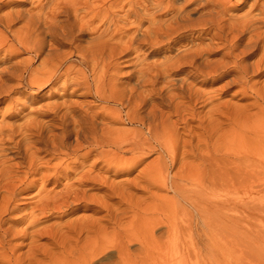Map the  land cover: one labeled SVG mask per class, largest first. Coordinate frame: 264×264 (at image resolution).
Masks as SVG:
<instances>
[{"label": "bare ground", "instance_id": "bare-ground-1", "mask_svg": "<svg viewBox=\"0 0 264 264\" xmlns=\"http://www.w3.org/2000/svg\"><path fill=\"white\" fill-rule=\"evenodd\" d=\"M0 54V264H167L189 251L195 264H264V240L211 255L233 209L225 194L214 199L216 187L264 173V0H0ZM121 67L132 68L123 81ZM221 81L220 94L235 85L250 98L244 113L215 101ZM45 87L61 100L25 112L31 100L19 97ZM153 153L132 180H111ZM190 154L199 171L168 176ZM156 179L172 195L153 202ZM31 188L36 199L17 216ZM80 204L64 225L42 220Z\"/></svg>", "mask_w": 264, "mask_h": 264}, {"label": "rangeland", "instance_id": "rangeland-1", "mask_svg": "<svg viewBox=\"0 0 264 264\" xmlns=\"http://www.w3.org/2000/svg\"><path fill=\"white\" fill-rule=\"evenodd\" d=\"M245 8H243L242 10H238L237 13H239V14L242 13V11H244ZM15 27H17V25H15L14 28ZM143 51H141V54L145 53ZM0 56L2 58V54H0ZM25 57H27L26 54H21L20 56H17V59L19 60V59L25 58ZM148 60L150 61V60H152V58L150 59V57H149ZM34 65H36V64H34ZM121 66H122V64H121ZM130 69H132V68H130V67L129 68L121 67V69H120V71H121L120 72L121 73L120 74L121 75L120 79L122 81L126 79V77H127L126 73ZM256 79H258V78H256ZM262 79H264V78H262ZM222 83L223 82L221 81V82L214 83V85H213V88H216V91L213 92V94L217 93V94H215L216 96L214 97V98H216L215 101L219 100V102L223 103L222 101H227L228 100L227 101L228 105L226 103V106L229 109V113L230 112H234L236 110H240V108H241L240 111H243L242 106L247 104L248 101L250 102V98L247 99V96L242 95L239 92L240 88H238V86H235V85H231L228 89L226 88V90L223 93L220 94V92L217 91V87L219 88ZM203 87L204 88H208L207 86H203ZM47 89H48V87H45V88H43V90L35 91L36 93L32 92V91H28L29 93L27 91H24V94H23L24 96H20L19 97V101L20 102H23V101L26 102V99L27 100H31V104L27 103V102L25 103V106H24L25 107L24 108L25 112L30 111V109L38 110L42 105H44L46 103H54V102H59L61 100V98H59L57 95L54 96L52 94H49V92H46ZM237 92H239V93L237 94ZM233 94H235V96H232ZM217 95H218V97H217ZM92 98L93 97H90V96H84V97L78 96L77 97V94H75V96L74 95L70 96L69 99L77 100V101H81V100H91V101L93 100L94 101V98L93 99ZM94 102L98 103L96 101H94ZM27 105H29V106H27ZM235 105H236V107H235ZM239 105H241V107ZM232 106H233V108H231ZM209 107H210L209 105H206V106L202 107V109L200 107L199 109L202 111L201 114H204L205 111H207L209 109ZM238 107H240V108H238ZM253 111L254 110L249 109L247 114H245L244 117L247 118L249 115H251L253 113ZM244 112H245V110L243 111V113ZM48 118L49 117L45 118L44 120L46 121V119H48ZM0 119H1V114H0ZM19 119L20 118H18V117L14 118V119L12 118L8 122H9V124H11V123L12 124H18V123H21V120H19ZM205 125L206 124L204 123L203 126H205ZM126 127L132 128L133 126L128 125ZM176 127L178 128L177 129L178 132H180V133L183 132L182 126L177 125ZM234 128H237V130L239 132L238 134H239V136H241V138L244 137L242 139V142L244 144H246L247 146H249V144L250 145H254V143L256 142L255 141V136L253 135L254 133L252 134V132H248V131L244 132V129H241L242 127L239 126V125L235 126ZM239 129H240V131H239ZM223 130L219 131L218 135L216 137L212 138V140L210 141V143H211V147L210 148L218 147V145H219V143L221 142V139H222V135L221 134H222V132H224ZM228 131L229 130H225V132H228ZM248 133H250V134H248ZM249 136H252V138H250ZM44 137H46V135H44ZM245 138H246V140H244ZM16 139H17V137H16ZM243 140L246 141V143ZM234 141L236 142V140H233V142L231 140V144L229 143V145L232 146V147L230 146L231 148H233L232 150H234V148H235L234 151H236L237 150L236 148L238 146L237 147L234 146V145L237 144ZM195 143H196V141H195ZM195 143H193V144H195ZM244 149H247V148L244 147ZM249 149H251V148H249ZM182 151H183V148L181 150L180 149L178 150V152H177L178 153L177 154L178 158L180 157V155H181V157L184 156ZM202 152H205V150H202ZM201 154H203V153H201ZM204 154H206V153H204ZM41 155H43V154H41ZM156 156H157L156 153L150 154L149 156H147V158H145V160L141 164L135 166V168L131 171L130 174H128L126 176H122L121 174L114 175V176H111V180L113 179L112 181H114L115 183L117 181H120L122 178L123 179L126 178L128 180L129 179L132 180L133 177L138 175L139 171L142 170L145 166H147L149 163L151 165L152 164L151 161H153ZM197 157H198L197 155L194 156V158H193V156L191 154H190V156L187 155V158L184 160V162H182V163H184L183 165H182V163H179V161L178 162L176 161V163L174 164L176 166L173 165L172 168L170 167V169L168 171L169 172L168 176L171 177L172 173L174 171H175L174 174L177 173V177H179V175H181V173H183L181 176H184V177H185V174L188 175L186 177H189L191 174L192 175L196 174L195 172L199 171L197 166H199V164H200V162H199L200 160ZM180 158L178 160H180ZM232 158L234 160H236V161L238 160L237 162H242V160H243L240 157L239 158L235 157V155L232 156ZM54 161L55 160H52L51 163H53ZM186 161H187V165H186ZM198 162H199V164H198ZM195 163H197L198 165L195 164ZM195 168H197V169H195ZM190 169H192V170H190ZM193 169L196 170V171H194ZM178 170H180V171H178ZM189 170L192 171V172L194 171V173H191V174L186 173V172L190 173ZM182 171H184V172H182ZM178 172H180V173H178ZM110 174H112V173H110ZM251 176H253L254 178L251 177ZM154 177L158 178V174H157V176L155 175ZM181 178L184 179L183 177H181ZM248 178H250V179H248ZM28 179L30 181L32 179H35V175H30L29 178H27V180L25 182H28L29 181ZM157 181H158V179H156V182H155L156 184L154 183V186L150 188L151 189L150 191H151V193L154 196H157L159 194L157 197H155L156 200H154L153 202L161 200V197L165 198V197H163L165 194L168 195L170 193L169 197L172 195L169 190H168V192L166 190L162 191L163 188L161 189V187L158 185L159 183H157ZM248 181H249V183H245L246 185L243 184L244 182H248ZM249 184H251V185H249ZM240 185H244V186L240 187ZM49 186L51 187V185H49ZM259 188H260V190H259ZM217 189H218V191H217ZM229 189L230 190H228V191H224L218 185L216 187V189H215V192H214L215 196H216V197L214 196V199H218L217 201H219V200L221 201L222 199H224V196L225 197L227 196L226 198H228V200L230 199L229 203L231 204V206H233V209L231 211H229V214L231 216V220H230V222H228V227H227L228 229L225 230V231H223V230L219 231V233H218V235H217V237L215 239V242H216L215 243V248L211 252L212 256H217L219 258L220 257L222 258L224 256H225V258H228L232 254V252H231V250H233L232 246H234L235 243H239V240H247V241L248 240L256 241V239H257V241L264 240V173H261V174H258V175L257 174L256 175H248V176L243 177L241 180L239 178L236 180V178H235L234 181H233V184L231 185V187ZM36 191H37V188H31V189L25 191L23 194H21V196H19L20 197L19 201L22 200L21 202H23L24 204L21 205L22 210L19 213L18 212L15 213L17 216L18 215H22V214H26L27 212L30 211L29 205L27 203H30V202H32V201H34L36 199V197H34L35 194H36ZM91 191L92 190H89V192H91ZM216 193H217V195L219 197L216 195ZM226 193H227V195H226ZM135 194H136V197L148 198V194H145V193L143 194L142 192H135ZM222 194L223 195L225 194V195L222 196ZM167 195H165V196H167ZM22 197H24V198H22ZM146 200L149 201V199H146ZM239 200H240V202L241 201L242 202L240 203ZM156 203H158V202H156ZM141 204H143V202ZM245 204L248 205V206H246ZM89 206L88 207L90 208V210L86 211L87 213H90L92 211V208L93 209L95 208V206H93L92 204H89ZM81 213H84L83 204H80L78 206V208H77V211L75 213H73V214H69V215L64 214L63 215L62 213L53 212L51 216H47L46 218L43 217L42 220H47L48 221L47 223H56L57 222V223H59L61 225H64L65 223H67V222L71 221L72 219H75L76 217L81 215ZM15 214H13L14 217H16ZM235 214H237V215H235ZM46 215H49V214H46ZM219 220L220 219L215 220L216 221L215 222V224H216L215 226L220 229V227L222 225H220L219 222H217ZM237 221H239V222H237ZM232 224H233L234 227L232 226ZM236 227L237 228L239 227V228L237 229ZM108 230H110V229L108 228ZM235 231H236V233H235ZM239 231H240V233H239ZM184 237H186V236H184ZM197 242H198L197 243L198 245H202V243H203L202 240H198V239H197ZM224 246H225V248H224ZM137 247H138L137 244L133 243L132 249H135ZM24 250L25 249H22L20 251H24ZM222 251H224V252H222ZM230 252H231V254H230ZM187 253L182 254L183 255V259L179 258V257H176V256H174V257L172 256V257L168 258L169 261L167 262V264H179V263H181V264H191L192 262L195 264L196 260H200L201 259V256L197 258V257H195L196 255L193 252H191V251H189ZM189 253H190V255H189ZM56 255H59V253H57ZM182 255H179V256L181 257ZM207 255L208 254H203L202 256H207ZM172 258H174V259H172ZM135 259H137V258H135ZM106 260L107 261L109 260L108 262L114 260V254H109L108 256L103 257L101 262H103V263L105 262L106 263L107 262ZM170 262H172V263H170Z\"/></svg>", "mask_w": 264, "mask_h": 264}]
</instances>
